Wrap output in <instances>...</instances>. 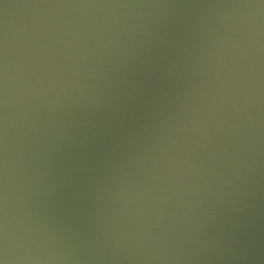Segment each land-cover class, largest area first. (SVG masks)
I'll return each mask as SVG.
<instances>
[{"label":"water","instance_id":"95a60500","mask_svg":"<svg viewBox=\"0 0 264 264\" xmlns=\"http://www.w3.org/2000/svg\"><path fill=\"white\" fill-rule=\"evenodd\" d=\"M0 264H264V0H0Z\"/></svg>","mask_w":264,"mask_h":264}]
</instances>
